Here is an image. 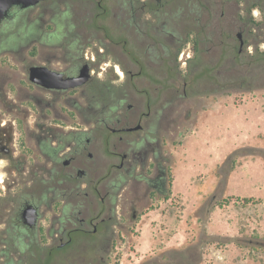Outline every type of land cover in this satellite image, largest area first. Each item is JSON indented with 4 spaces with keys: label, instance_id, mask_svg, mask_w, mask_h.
Returning a JSON list of instances; mask_svg holds the SVG:
<instances>
[{
    "label": "flooded vegetation",
    "instance_id": "obj_1",
    "mask_svg": "<svg viewBox=\"0 0 264 264\" xmlns=\"http://www.w3.org/2000/svg\"><path fill=\"white\" fill-rule=\"evenodd\" d=\"M176 1L39 0L4 13L0 97L11 93L8 82L16 92L0 98V264H108L131 242L128 226L148 215L150 193L166 197L169 159L152 135L156 113L188 105L184 82L176 106L167 98L155 107V97L170 90L172 45H181L175 58L183 61L192 59L188 52L210 54L212 69L218 47L199 2ZM188 13L196 25L181 23ZM108 16L116 24H106ZM35 69L54 73L59 84L87 77L79 87L46 88L30 82ZM99 164L117 170L115 182L101 183ZM125 189L131 194H120ZM90 193L110 199L106 217L83 215ZM117 203L131 210L128 223L116 216ZM28 206L32 225L23 217Z\"/></svg>",
    "mask_w": 264,
    "mask_h": 264
},
{
    "label": "rangeland",
    "instance_id": "obj_2",
    "mask_svg": "<svg viewBox=\"0 0 264 264\" xmlns=\"http://www.w3.org/2000/svg\"><path fill=\"white\" fill-rule=\"evenodd\" d=\"M197 1L204 12L201 22L217 29L216 70L210 54L200 50L193 57L188 52L192 59L183 61L181 54L175 58L179 44L172 45L170 90L155 97V107L167 98L176 106L184 82L188 105L175 107V112L172 107L166 115L156 113L152 134L169 159L170 186L164 198L150 193L144 204L148 215L128 226L131 242L118 256L108 257V264H264V0ZM115 20L108 16L104 22L114 25ZM181 23L196 25L195 13ZM182 47L190 49L188 44ZM8 88L11 93L1 99L15 98L12 82ZM99 154L103 160V150ZM116 174L105 164L97 168L102 184L115 182ZM174 174L182 181L173 183ZM90 194L83 215L106 217L110 199L101 203ZM121 208L117 203L116 216L128 223L131 210ZM61 257L59 253L54 261Z\"/></svg>",
    "mask_w": 264,
    "mask_h": 264
},
{
    "label": "water",
    "instance_id": "obj_3",
    "mask_svg": "<svg viewBox=\"0 0 264 264\" xmlns=\"http://www.w3.org/2000/svg\"><path fill=\"white\" fill-rule=\"evenodd\" d=\"M39 0H0V21L2 20L4 13L7 11V9L18 3H22L23 6H32L35 5ZM237 39L239 40V46L240 48L243 45V41L241 38V34H236ZM54 73H50L46 71L45 69H35L32 71L30 76V82L35 84H40L46 88H75L81 86L86 81L87 75H83L76 79H68L66 81L59 83H55L58 80L55 77L56 75ZM59 82V81H58ZM136 129V128H134ZM23 217L26 218V224L32 225L36 220V213L33 207L28 206L23 211Z\"/></svg>",
    "mask_w": 264,
    "mask_h": 264
},
{
    "label": "crops",
    "instance_id": "obj_4",
    "mask_svg": "<svg viewBox=\"0 0 264 264\" xmlns=\"http://www.w3.org/2000/svg\"><path fill=\"white\" fill-rule=\"evenodd\" d=\"M177 180H180V182L182 181V180L180 179V175H175V174H174L173 183H176ZM172 190H173V186H172Z\"/></svg>",
    "mask_w": 264,
    "mask_h": 264
},
{
    "label": "trees",
    "instance_id": "obj_5",
    "mask_svg": "<svg viewBox=\"0 0 264 264\" xmlns=\"http://www.w3.org/2000/svg\"><path fill=\"white\" fill-rule=\"evenodd\" d=\"M223 203H226V201L224 200V201L220 202L219 204L222 205Z\"/></svg>",
    "mask_w": 264,
    "mask_h": 264
}]
</instances>
